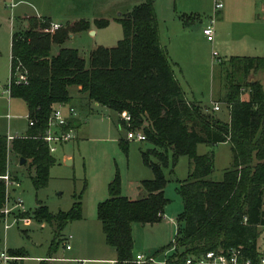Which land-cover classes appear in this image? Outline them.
Returning a JSON list of instances; mask_svg holds the SVG:
<instances>
[{
  "label": "trees",
  "instance_id": "16d2710c",
  "mask_svg": "<svg viewBox=\"0 0 264 264\" xmlns=\"http://www.w3.org/2000/svg\"><path fill=\"white\" fill-rule=\"evenodd\" d=\"M116 21L121 26V38L112 47L96 45L86 61L75 48L61 46L68 33L88 29L84 19L67 21L49 31V17L30 15L24 18L22 30L11 31L6 88L10 96L24 101L27 120L32 124H28L24 135L12 137L9 144L0 134V173L5 170L9 147L28 163L33 187L46 184L54 158L42 136L49 112L56 104L68 105L78 98L116 114L125 111L129 120L125 123L119 119L117 127L139 130L144 135L142 141L151 147L140 150V156L152 176L139 181L143 190L139 197L129 198L120 194L118 175L114 174L107 183V196L96 205V219L105 244L114 250L115 262L135 264L131 223L153 224L161 219L167 202L162 192L165 178L161 167L166 164L168 151L173 161L185 155L189 164L177 189L182 211L176 217V232L170 244L178 251L161 264H186L190 256L199 257L207 251L224 255L233 251L240 261H257L255 241L258 226H264V85L246 75L263 69L264 58L230 56L228 65L220 66L224 79L221 99L229 113V119L222 121L214 117L210 108L184 96L172 62L159 43L151 0L133 5ZM106 24V19L93 20L95 27ZM52 44L58 46L55 54L50 53ZM237 74L242 80L236 78ZM19 75L23 80L18 79ZM240 87L248 91L240 95ZM78 125L74 117L68 118L62 130H76ZM126 142L118 138L122 149ZM217 142L229 144L231 161L222 179L213 181L208 178L212 152L197 154L195 146ZM2 197L0 181V202ZM72 198L66 211L50 212L41 204L32 211L33 218L49 225L52 233L46 256L37 264H49L59 231L80 218L79 197ZM7 252L27 257L20 249Z\"/></svg>",
  "mask_w": 264,
  "mask_h": 264
},
{
  "label": "rangeland",
  "instance_id": "374dc122",
  "mask_svg": "<svg viewBox=\"0 0 264 264\" xmlns=\"http://www.w3.org/2000/svg\"><path fill=\"white\" fill-rule=\"evenodd\" d=\"M121 1L85 0L83 3L79 0H0V133H5L7 126L11 133H19L26 124L21 115L6 119V94L2 89V85L9 79L10 33L12 30L23 29L25 17L21 15L45 16L52 22L61 21L62 24L65 21L78 20L79 15L85 16L89 30L70 32L71 36H68L61 46L75 48L79 56L86 61L89 51L96 45L112 47L121 38V26L114 17L118 16L117 13L122 12L123 8L114 10L112 5L115 2L122 3ZM174 1L176 6L181 3L194 12L191 16L186 14L191 25L185 33L186 40L183 39L182 31L171 30L173 27L170 22L166 35L165 32L161 33L163 45L170 53L168 57L172 60V71L174 70L187 99L208 108H211L212 100H217L219 109L213 111V115L219 120L227 121L228 108L221 99L224 79L220 66H227L230 56L250 55L264 58V20L254 16L251 18L254 21L249 20L242 28H238L240 24L236 27L232 22H223L217 11H214L213 39L209 41L202 35L201 29L209 17H212L214 0ZM254 1L264 4V0ZM156 2L158 8L162 9L170 5L172 10L174 6L173 0ZM209 6L210 10H206ZM185 17L182 15L183 21ZM100 18L106 19L107 24L95 27L93 20ZM57 48L56 44H52L50 53L55 54ZM212 51L217 55L212 56ZM249 77L264 80V68L248 72L246 78ZM236 78L242 80L240 74H237ZM73 95L76 96L75 93ZM69 104L78 106L80 103L73 99ZM118 120V114L101 105L93 104L89 110L82 109L79 115L80 123L76 130H72V139L55 145L54 150L50 152L54 163L48 169L46 184L38 189L31 183V169H28V163H19L18 158L10 154L7 168L9 174L18 180L19 186L9 189L8 203L11 205L13 198L19 196L22 206L12 209L10 218L14 216L19 219L7 228H3L0 220V250L20 249L27 257L7 252L12 256L7 264H37L39 259L46 256L52 239L51 229L46 223L37 222L32 216V211L37 204L46 206L50 212L66 211L73 201L72 195L79 197L82 218L66 223L59 231L56 238L58 245L53 255L64 259H53L49 264H115L109 260L112 251L105 244L97 222L96 205L107 196V183L114 174L118 175L120 194L129 198L139 197L143 193L138 185L139 181L152 176L151 170L142 163L140 156V150L150 148L151 145L133 138L126 139L125 128L117 127ZM119 137L127 140L124 149L118 144ZM209 151L212 152V170L208 178L219 181L231 161L229 144L197 143L195 146L197 154ZM66 157L69 159L68 163L65 161ZM188 164L187 156L179 155L173 161L168 151L166 164L161 167L165 178L162 192L167 200L161 220L155 224L145 223L143 226H140V223H131L132 255L151 257L152 260L146 261V264H161L173 256L175 250L178 251L170 244L176 232V217L182 211V201L177 189L187 175ZM23 217L29 220L25 222L20 219ZM63 242L69 244V249H64L61 245ZM190 258L193 261L191 264H197L196 257Z\"/></svg>",
  "mask_w": 264,
  "mask_h": 264
},
{
  "label": "crops",
  "instance_id": "0c3cea01",
  "mask_svg": "<svg viewBox=\"0 0 264 264\" xmlns=\"http://www.w3.org/2000/svg\"><path fill=\"white\" fill-rule=\"evenodd\" d=\"M79 1H83V3L85 2V0H79ZM86 1H88V0H86ZM91 1H93V0H91ZM123 1L124 0L121 1L122 3H118L119 2L118 1V2H115V3L112 4V5H114L113 6V9L114 10L117 9V8H119V7H122L123 8V11L122 12H118L117 13L118 16H115L114 17L115 20L121 14H124L127 11H129L130 8L133 5L138 4L142 0H131L130 2L128 0L127 1L125 0L124 3H123ZM151 1H152L153 9H154V14H155V17H156V22H157L159 43L165 49L167 56H169L170 55L169 51L163 45L164 42L162 41V34L165 32V35H166V31L168 29V24L170 22V24L173 27L171 30L177 29V30L182 31V33L184 34L183 35L184 36L183 39L186 40L187 39V35L185 33H187L186 31L189 28H191V25H189V22L190 21L188 20L189 17H187V15L191 16V14H193L192 12H194V11H193V9H188L185 5H181V3H179L178 6H176L174 4V2H175L174 0H173L174 6H173V9L172 10L170 8V5H168L165 9H162V8H158V5H157L158 2H156V0H151ZM116 3H118V4H116ZM204 9L205 8H199V10H204ZM206 10H210V6ZM186 11H188V13ZM216 11L218 13V17L220 18V20H222L223 22H225V21L232 22L236 27H238V25L240 24L238 28H242L243 27L242 25L243 24H247V21L249 22V20L251 22L254 21V20L251 19L254 16L260 18L261 20H264V4L259 3L257 1L255 2L254 0H222L221 1V7L219 9H217ZM176 13H178V14H176ZM259 14H261V15L259 16ZM182 15H185L186 16L185 17V21L182 20ZM22 16L23 17H26L27 15L26 14H23V15H21V17ZM28 16H30V15H28ZM79 16L80 17L78 19H84V17H85L83 15H79ZM65 22H67V21H65ZM24 23L25 22L23 21V24ZM56 23L62 24L61 21H56ZM174 32H176V31H174ZM201 33H202V31H201ZM10 35H11V33H10ZM68 36H71V34L68 33ZM9 50H10V39H9ZM244 56H250V55H244ZM171 62H172V60H171ZM173 74L175 76V73L174 72H173ZM175 78H176V76H175ZM255 79H258V78H255ZM258 80L264 85V80H261V79H258ZM6 86H7V83H5V84L2 85V89L5 90V94H6L4 107H6V109L10 112L9 113L7 111L5 113L6 119H9V118H11L14 115H21V116H23V118L26 121L25 127L19 133H11L8 126L6 128L5 133H0L2 135L6 136L7 142L9 144V140L12 137L21 136V135H24L26 133V131L28 129V120H27V109H26V105H25L24 101L21 100L18 97L10 96V94L7 91ZM77 100H79V99L77 98ZM71 101H73V100H71ZM79 103L80 104L78 106H73L72 104H70L76 110V117H74V118L76 120H78V121H79V115H80V112H81L82 109L89 110L91 108V105H93V104L94 105H98V104H96L94 102L93 103H89V104H85L84 101H79ZM214 103H217V100H212V102H211V108H210L211 110H212V105ZM68 105H69V103H68ZM218 109H219V106H218ZM217 110H212V111H217ZM10 154L13 155V156L15 155L13 152L10 151L9 147H7V152H6V166H5V169L7 171H8L7 164L9 162L8 159L10 157ZM16 157L19 160V157L18 156H16ZM67 159L68 158L66 157L65 160H67ZM126 197H128V196H126ZM262 201H263L262 206H264V187L262 189ZM162 214H163V212H162ZM81 216H82V209H81ZM81 216H80L79 219L82 218ZM97 222H98V220H97ZM42 223H44V222H42ZM153 224H155V223H153ZM143 225L144 224H141L140 226H143ZM99 226H100V224H99ZM65 244L69 245L67 242H63L61 245L64 247ZM255 245H256L257 251L259 252V256L260 257H264V226H258V236L256 238ZM64 249H66V248L64 247ZM67 249H69V248H67ZM111 251H112V257L109 260L110 261H113L115 264H117L115 262V259H114L115 256H114V250H113V248H111ZM53 253L51 254V257L48 259V262L49 263L53 259L54 260H56V259H59V260L60 259H64L61 256H57V257L54 256Z\"/></svg>",
  "mask_w": 264,
  "mask_h": 264
},
{
  "label": "built area",
  "instance_id": "2783aa9c",
  "mask_svg": "<svg viewBox=\"0 0 264 264\" xmlns=\"http://www.w3.org/2000/svg\"><path fill=\"white\" fill-rule=\"evenodd\" d=\"M221 7V2L218 0L213 1V8H212V17H209L208 22L202 27L201 31L205 38L209 41L213 39V13L217 9ZM60 26L59 23L50 22L48 30L52 31ZM212 56H216L217 53L215 51L211 52ZM219 61V58H217ZM19 80H23V76L19 75ZM9 80V79H8ZM248 91L247 88L240 87L239 92L240 95L246 93ZM218 105L214 103L212 105V110H217ZM76 110L73 106L67 105L64 103L56 104L49 112V115L46 120V130L45 134L42 136L43 141L47 145V149L49 152H52L55 148V145L61 144L66 142L72 138V130H62V126L66 124L68 118L75 117ZM118 119L127 123L129 120V114L125 111L118 113ZM28 124L31 125L32 121L28 120ZM126 139H136L139 141L144 140V135L139 130H126L125 133ZM0 181L3 183V197L0 202V220L2 221L3 228H7V226L16 222L19 218L10 215L12 214V209L20 208L22 206V200L19 196L13 198V202L9 205V198H8V191L9 189H15L19 186L18 180L11 176L9 172L5 169L2 173H0ZM10 218V219H9ZM27 222L29 218L23 217L20 218ZM70 235L67 236L69 238ZM64 247L67 249L69 245L65 244ZM12 256L8 255L6 249L0 250V264H7L8 260ZM151 257H143L141 254H136L134 256L133 261L135 264H141L146 261H151ZM193 261L191 258L185 260L186 264H191ZM197 264H264V257H258L257 261L252 262L249 259L238 260L235 252L231 251L229 255H224L222 253L207 251L204 254L196 257Z\"/></svg>",
  "mask_w": 264,
  "mask_h": 264
},
{
  "label": "water",
  "instance_id": "95a60500",
  "mask_svg": "<svg viewBox=\"0 0 264 264\" xmlns=\"http://www.w3.org/2000/svg\"><path fill=\"white\" fill-rule=\"evenodd\" d=\"M92 33V32H91ZM66 161V163H68L69 162V160L67 159V160H65ZM18 162L19 163H22L23 162V159L22 158H19V160H18Z\"/></svg>",
  "mask_w": 264,
  "mask_h": 264
}]
</instances>
